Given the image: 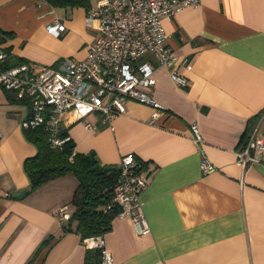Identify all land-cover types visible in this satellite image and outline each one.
Masks as SVG:
<instances>
[{
    "label": "crops",
    "instance_id": "0c3cea01",
    "mask_svg": "<svg viewBox=\"0 0 264 264\" xmlns=\"http://www.w3.org/2000/svg\"><path fill=\"white\" fill-rule=\"evenodd\" d=\"M96 3L0 0V27L13 33L0 45L5 60L38 66L84 57L96 34L85 17ZM54 21L65 24L59 36L46 30ZM162 24L187 84L156 68L149 92L163 109L159 120L134 100L109 123L89 114L95 128L71 112L62 119L75 150L115 165L133 153L147 176L140 199L150 231L138 235L127 217L115 216L104 247L113 264H264V164L243 170L234 154L248 121L264 113V0H199ZM27 110L26 100L0 85V264H82L86 245L63 232L54 214L71 213L76 177L64 174L24 195L22 163L36 152L20 125ZM203 159L213 170H202Z\"/></svg>",
    "mask_w": 264,
    "mask_h": 264
},
{
    "label": "built area",
    "instance_id": "2783aa9c",
    "mask_svg": "<svg viewBox=\"0 0 264 264\" xmlns=\"http://www.w3.org/2000/svg\"><path fill=\"white\" fill-rule=\"evenodd\" d=\"M199 0H97L96 6L87 10L85 24L95 30L82 58L65 59L57 65H34L21 62L0 68V85L14 93L16 99L26 100L28 110L21 120L23 129L42 126L50 135L52 145L64 139L57 137L65 113L71 112L87 128L95 124L86 121L96 114L100 123H109L126 113V104L134 100L152 108L151 118L159 120L163 109L150 94L155 84L157 67H167L180 84H187L174 64L177 57L167 45L168 34L162 20L172 18L185 6H195ZM65 24L54 21L46 30L54 36L65 31ZM0 48V63L7 58ZM181 62L186 69L192 63L188 57ZM243 141L234 150L236 162L244 170L251 165L264 164V131L258 132L264 113L260 115ZM193 140L202 138L196 124H191ZM119 174L113 187L112 201L120 207L116 216L127 217L136 234H146L150 227L143 210L140 193L147 184V176L139 159L133 153L121 156ZM203 171L213 170L205 159ZM62 224L69 218L64 208L54 211ZM84 244L101 249V264H113L105 249L102 235L87 237Z\"/></svg>",
    "mask_w": 264,
    "mask_h": 264
},
{
    "label": "trees",
    "instance_id": "16d2710c",
    "mask_svg": "<svg viewBox=\"0 0 264 264\" xmlns=\"http://www.w3.org/2000/svg\"><path fill=\"white\" fill-rule=\"evenodd\" d=\"M44 1L54 7H90V0ZM12 36L11 31L0 27V45ZM4 49L7 51L6 48ZM19 63H21L20 59L11 62L7 59L0 63V68ZM255 121L253 118L248 121L240 141L244 140ZM24 132L26 139L36 147L35 154L26 157L22 163L29 180L24 195L35 191L48 181L71 173L76 177L77 185L69 201L72 211L69 218L61 224L62 231L79 234L83 243L87 237L102 235L108 231L113 218L120 211V207L112 201L119 166L102 164L92 150L87 152L75 150L68 128L59 127L56 136L64 141L57 146L52 145L49 133L42 126L24 129ZM101 257L100 248L86 245L82 264H101Z\"/></svg>",
    "mask_w": 264,
    "mask_h": 264
}]
</instances>
